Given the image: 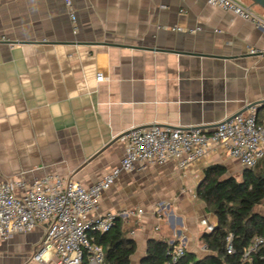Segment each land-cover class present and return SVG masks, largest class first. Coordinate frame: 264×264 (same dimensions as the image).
<instances>
[{
  "label": "crops",
  "instance_id": "obj_1",
  "mask_svg": "<svg viewBox=\"0 0 264 264\" xmlns=\"http://www.w3.org/2000/svg\"><path fill=\"white\" fill-rule=\"evenodd\" d=\"M72 1L75 33L63 0H0V180L57 174L88 186L119 163L122 141L75 170L116 136L152 126L210 131L264 100V29L252 22L207 0ZM254 107L264 114V103ZM229 158L121 173L102 193L99 211L117 213L134 243L129 264H141L151 241L182 244L183 264L209 254L201 221L216 220L196 189L209 165L231 172ZM129 209L142 213L120 214ZM44 228L0 242V264H53L31 258Z\"/></svg>",
  "mask_w": 264,
  "mask_h": 264
},
{
  "label": "built area",
  "instance_id": "obj_2",
  "mask_svg": "<svg viewBox=\"0 0 264 264\" xmlns=\"http://www.w3.org/2000/svg\"><path fill=\"white\" fill-rule=\"evenodd\" d=\"M207 2L264 29V19L250 4L241 0ZM63 3L75 33L73 1L63 0ZM173 30L193 34L199 28L183 30L175 27ZM2 40L7 41L4 37ZM95 80H104L103 74L97 73ZM120 140L123 152L119 163L88 186L73 177L57 174H45L30 182L0 180V242L9 240L16 233L31 232L43 224L42 240L32 254L33 261L42 262L51 256L53 264H107L102 246L94 241V233H105L115 223L118 214L100 212L99 201L121 173L141 172L149 166H162L170 161L185 168L210 154L230 157L245 169H253L264 161V119H257L255 107L218 123L210 131L199 127L152 126L131 129ZM141 213V209L120 212L125 216ZM201 224L206 231L213 229V225L205 220ZM169 245L165 264H183L184 246L180 243ZM258 249L264 253L263 235L253 238L243 251L242 261H249L250 254ZM232 252L231 236H228L226 253Z\"/></svg>",
  "mask_w": 264,
  "mask_h": 264
},
{
  "label": "trees",
  "instance_id": "obj_3",
  "mask_svg": "<svg viewBox=\"0 0 264 264\" xmlns=\"http://www.w3.org/2000/svg\"><path fill=\"white\" fill-rule=\"evenodd\" d=\"M256 115L259 121L264 119V114L256 111ZM263 162L253 169H244L238 181L228 176L226 167L221 164L206 167L196 196L216 220L213 229L203 231L200 237L209 254L184 264H264L262 249L252 252L249 261H242L243 251L253 238L264 236V215L254 212V207L264 201ZM228 236H231V254L226 253ZM94 241L102 246L107 264H129L134 243L123 235L116 223L105 233H94ZM169 247L164 241H151L141 264H165Z\"/></svg>",
  "mask_w": 264,
  "mask_h": 264
},
{
  "label": "water",
  "instance_id": "obj_4",
  "mask_svg": "<svg viewBox=\"0 0 264 264\" xmlns=\"http://www.w3.org/2000/svg\"><path fill=\"white\" fill-rule=\"evenodd\" d=\"M251 6H256L259 9H261L262 11H264V0H247ZM264 103V100H259L256 102H253L251 104H249L247 106V109L254 107L257 104H261ZM255 110H259L258 108H255ZM243 112V111H242ZM240 112V113H242ZM124 134H121L120 136H116L115 138H113L110 142H108L105 146H103L98 152H96L93 156H91L90 158H88L86 161H84L76 170L75 172H77L78 170H80L83 166H85L87 163H89L93 158H95L97 155H99L104 149H106L108 146H110L111 144H113L115 141L119 140Z\"/></svg>",
  "mask_w": 264,
  "mask_h": 264
},
{
  "label": "rangeland",
  "instance_id": "obj_5",
  "mask_svg": "<svg viewBox=\"0 0 264 264\" xmlns=\"http://www.w3.org/2000/svg\"><path fill=\"white\" fill-rule=\"evenodd\" d=\"M243 1L246 2V3H248V4H250L247 0H243ZM255 8H257V7H255ZM258 10H260V9H258ZM263 13H264V11H263ZM227 160L230 161L228 163V165H229V167L231 169V172L227 173V175L228 176H232L237 181L240 180V174H241V171H242L241 167L237 164V162H235L234 159L229 158ZM259 169H262V167H259ZM263 171H264V164H263ZM254 212H256V213H258L260 215H264V201L261 204H259V205H257V206L254 207ZM191 259H196V256L192 255L191 256Z\"/></svg>",
  "mask_w": 264,
  "mask_h": 264
}]
</instances>
